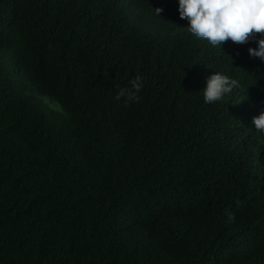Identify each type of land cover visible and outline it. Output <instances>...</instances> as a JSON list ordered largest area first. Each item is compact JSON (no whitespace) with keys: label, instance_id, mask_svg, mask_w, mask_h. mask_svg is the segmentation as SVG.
I'll return each instance as SVG.
<instances>
[{"label":"trees","instance_id":"trees-1","mask_svg":"<svg viewBox=\"0 0 264 264\" xmlns=\"http://www.w3.org/2000/svg\"><path fill=\"white\" fill-rule=\"evenodd\" d=\"M101 6L0 0V264H264L256 149L174 72L138 104L115 101L138 47L121 9ZM255 46L232 54L259 101Z\"/></svg>","mask_w":264,"mask_h":264},{"label":"clouds","instance_id":"clouds-1","mask_svg":"<svg viewBox=\"0 0 264 264\" xmlns=\"http://www.w3.org/2000/svg\"><path fill=\"white\" fill-rule=\"evenodd\" d=\"M117 7L136 42L138 58L127 66L124 78L129 82L118 90L115 101L123 100L125 106L138 104L143 89L160 92L161 86L168 88L165 74L170 71L181 76L188 88L204 83L203 102H220L209 119L231 136L238 135L232 140L242 142L239 146L244 151L254 146L255 160L264 171V96L256 100L247 64L232 54L234 43L254 41L256 46L249 47L248 54L254 63L264 62V0H168L166 4L162 0L153 4L102 0L103 12ZM182 40L185 46L176 49ZM231 55L233 68L229 66ZM161 64L170 69H160ZM224 66L228 75L222 72ZM236 67L245 69L238 73ZM248 127L254 132L243 135ZM250 138L254 142L247 143Z\"/></svg>","mask_w":264,"mask_h":264}]
</instances>
